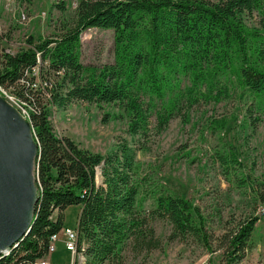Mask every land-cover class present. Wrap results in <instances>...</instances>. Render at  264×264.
<instances>
[{
    "label": "trees",
    "instance_id": "obj_1",
    "mask_svg": "<svg viewBox=\"0 0 264 264\" xmlns=\"http://www.w3.org/2000/svg\"><path fill=\"white\" fill-rule=\"evenodd\" d=\"M260 1L80 0L73 25L58 36L28 38V48L16 54L4 51L6 37L0 33V90L26 107L39 146L34 221L0 264L45 256L71 206L82 209L78 247L81 251L84 244L91 264L114 257L127 242L157 249L150 225L154 219L172 225L170 241L193 237L209 243L201 209L145 170L137 152L173 120L187 124L193 108L221 103L237 89L264 105V31L248 30L240 20ZM93 28L115 35L114 60L101 68H87L81 61L82 34ZM75 102L119 105L130 115V134L144 143L135 148L121 142L117 151L101 155L61 138L52 123L53 109ZM225 126L212 122L215 130ZM215 162L228 181L235 176L239 187L252 184L249 176L238 174L244 166L233 146L218 153ZM263 193L256 191L264 205ZM259 220L240 221L223 236L226 264L245 259Z\"/></svg>",
    "mask_w": 264,
    "mask_h": 264
},
{
    "label": "rangeland",
    "instance_id": "obj_2",
    "mask_svg": "<svg viewBox=\"0 0 264 264\" xmlns=\"http://www.w3.org/2000/svg\"><path fill=\"white\" fill-rule=\"evenodd\" d=\"M79 4L80 0H33L31 4L0 0L4 51L16 54L28 48L26 41L30 37L39 41L62 34L76 20ZM240 20L248 30L264 31V0L252 11L244 12ZM114 36L113 30L96 28L82 34L81 61L85 67L101 68L113 62ZM0 96L27 119L26 107L9 91L1 89ZM255 102L237 89L221 103H202L191 110L187 124L181 119L173 120L166 131L146 143L145 150L137 152L145 170L201 209L207 219L209 243L193 237L170 241L172 225L154 219L150 225L159 242L157 249L147 250L127 242L102 264H226L220 249L223 236L240 221L255 216L260 220L246 257L239 264H264V205L256 195V191L259 196L264 192V105ZM214 121H224L225 128L213 129ZM52 123L58 136L70 138L94 154L113 153L121 142L135 148L144 143L139 136L130 134V115L117 104L75 102L66 109H53ZM228 146L238 151L244 166L238 174L249 176L251 185L239 187L235 176L234 182L228 181L215 162L218 153ZM78 208L71 206L64 212V228H78ZM52 259V264H91L85 255H72L64 249Z\"/></svg>",
    "mask_w": 264,
    "mask_h": 264
},
{
    "label": "water",
    "instance_id": "obj_3",
    "mask_svg": "<svg viewBox=\"0 0 264 264\" xmlns=\"http://www.w3.org/2000/svg\"><path fill=\"white\" fill-rule=\"evenodd\" d=\"M39 146L31 123L0 96V257L30 232L38 203ZM30 210L25 224V211Z\"/></svg>",
    "mask_w": 264,
    "mask_h": 264
},
{
    "label": "built area",
    "instance_id": "obj_4",
    "mask_svg": "<svg viewBox=\"0 0 264 264\" xmlns=\"http://www.w3.org/2000/svg\"><path fill=\"white\" fill-rule=\"evenodd\" d=\"M24 114H26V112ZM60 244L64 247V249L67 252L71 253L72 255H76L77 252H79L80 254H83L84 244L81 247V251H79V247H78V245H79L78 228H76V229L63 228L62 231L53 235L50 238L48 251H47L45 256L37 258L32 262L17 263V264H51L50 259L58 251ZM16 246H17V244L14 247H16ZM13 248H11V249H13ZM11 249H7L4 252V254L0 257V261L3 258H5L6 256L10 255Z\"/></svg>",
    "mask_w": 264,
    "mask_h": 264
},
{
    "label": "crops",
    "instance_id": "obj_5",
    "mask_svg": "<svg viewBox=\"0 0 264 264\" xmlns=\"http://www.w3.org/2000/svg\"><path fill=\"white\" fill-rule=\"evenodd\" d=\"M81 210H82L81 207L77 209V222H78V218H79V216H80V214H81ZM64 226H65V225H64ZM77 226H78V223H77ZM63 249H64V247H63L62 245H60L59 248H58V250H61V251H62ZM64 250H65V249H64ZM52 258H53V256H52L51 259H50L51 264L53 263V259H52Z\"/></svg>",
    "mask_w": 264,
    "mask_h": 264
},
{
    "label": "bare ground",
    "instance_id": "obj_6",
    "mask_svg": "<svg viewBox=\"0 0 264 264\" xmlns=\"http://www.w3.org/2000/svg\"><path fill=\"white\" fill-rule=\"evenodd\" d=\"M25 212V216H24V218H25V220H23V222L25 223V224H27L28 222H29V218H30V213H31V211L28 209L27 210V213H26V210H24Z\"/></svg>",
    "mask_w": 264,
    "mask_h": 264
}]
</instances>
